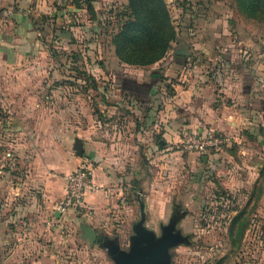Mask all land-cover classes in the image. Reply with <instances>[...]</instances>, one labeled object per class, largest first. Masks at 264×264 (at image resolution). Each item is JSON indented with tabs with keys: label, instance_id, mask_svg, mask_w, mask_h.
<instances>
[{
	"label": "rangeland",
	"instance_id": "1",
	"mask_svg": "<svg viewBox=\"0 0 264 264\" xmlns=\"http://www.w3.org/2000/svg\"><path fill=\"white\" fill-rule=\"evenodd\" d=\"M164 2L176 31L166 56H172L177 40L183 38L193 59L199 52L194 49L198 40L214 43V32L222 34L227 25L233 32L228 41L237 43L241 36L251 44L244 50L248 69L254 72L257 65L264 66V20L246 18L233 8L232 0ZM127 3L90 0L93 12L75 9L71 2L57 3L62 22L56 24V17L39 18L48 56L25 64L23 75L20 69L12 72L13 84H0V264H112L105 250L97 243L89 245L80 231L82 223L94 225V215L84 217L72 210L56 222L54 200L44 193L41 178L50 176L56 184L67 172L92 167L87 159L79 165L72 161L85 155L82 133L95 137L102 132L109 137L116 131L127 137L131 133L134 125L125 124L123 115L98 111L101 93L111 91V84L96 79L97 68L109 77L116 67L110 60L117 58L111 40ZM61 8L75 10L66 14L65 23ZM230 9L237 13L233 10L236 14L231 16ZM58 31L71 37L62 38ZM60 38L66 41L62 44ZM225 39L218 43L225 44ZM222 45L217 51L231 52ZM238 50L232 51L234 56L240 54ZM108 102L112 99L104 100L105 105ZM81 124L85 127L80 129ZM259 131V138L245 135L235 140L227 135L230 143L211 153L205 164L200 158L189 162L187 156L179 157L175 144L160 147L156 137L154 153L168 149L166 169L133 177L137 186L126 182V204H121V211H106L115 223L98 227V235L119 240L127 250L143 207L144 225L156 237L171 218H179L175 230L183 239L169 249L170 264H264V176L260 174L264 127ZM76 140L81 155L73 146ZM143 148L135 146L139 153ZM138 165L143 167L141 160ZM146 177V185H141ZM116 230L124 231L123 238L114 237Z\"/></svg>",
	"mask_w": 264,
	"mask_h": 264
},
{
	"label": "crops",
	"instance_id": "2",
	"mask_svg": "<svg viewBox=\"0 0 264 264\" xmlns=\"http://www.w3.org/2000/svg\"><path fill=\"white\" fill-rule=\"evenodd\" d=\"M58 1L0 0V84H13L16 80L12 72L20 69L23 75L22 68L25 64L48 56L42 38L44 26H40L39 18L56 17V24L62 22L59 19L61 13L56 8ZM232 3L234 8L233 0ZM61 9L65 23L68 21L66 14L74 11ZM67 9L72 8L68 6ZM233 10L230 9L231 16L237 13ZM83 31L88 32L87 28H83ZM196 33L201 36L199 32ZM208 34L211 35L209 32ZM214 34V43L198 40L194 49L197 51L199 48V52L193 59L188 56L184 39L179 38V46L172 56H166L154 65L135 67L126 65L113 56L110 60L116 67L109 73V77L97 68L96 79L107 80L111 84V91L101 93L102 101L98 104V111L123 115L124 123L129 127L134 126L128 137L125 133L121 135L120 131H116L113 137L106 136L104 132L97 137L83 133L78 137L82 141L85 155L82 158L73 157L74 165L89 160L94 181L105 188L104 192H94L85 199L94 215V225H88L96 231L98 227H111L115 223L105 213L111 209L113 212L123 209L121 204H126L123 195L126 182L137 186L136 182H131L133 177L142 175L145 171L157 174L166 169L168 155L164 152L168 149L155 154L152 144L156 137L159 145V142L178 143L184 129H212L230 135L235 140L244 139L245 135L261 136L259 130L264 127V66L257 65L254 72L248 69L244 50L251 44L241 36L237 43H233V39L228 41L230 39L227 35L233 32L227 25L222 34ZM221 35L227 41L221 44L225 48H231L230 53L217 51L221 45L218 42L224 39ZM237 48L240 54L234 56L232 51ZM212 52L216 56H212ZM105 99H112V102L105 105ZM95 123L99 125V121ZM77 126L80 129L85 127L82 124ZM135 146L138 149L144 146L143 152H136ZM68 155L73 154L70 152ZM187 157L189 162L198 158L195 155ZM203 157L200 158L202 164L210 161V156H206V162ZM140 160L143 167L138 165ZM71 172H67L65 176ZM65 176L56 184L50 176L41 178L44 193L54 201L65 193ZM146 183L147 177L141 185ZM138 190L142 192L141 187ZM123 235L124 231L114 232V237L123 238Z\"/></svg>",
	"mask_w": 264,
	"mask_h": 264
},
{
	"label": "trees",
	"instance_id": "3",
	"mask_svg": "<svg viewBox=\"0 0 264 264\" xmlns=\"http://www.w3.org/2000/svg\"><path fill=\"white\" fill-rule=\"evenodd\" d=\"M70 1L75 9L86 8V11L93 12L90 0ZM233 2L238 13L246 18L264 20V0ZM58 32L62 33V38L70 36L69 32ZM175 38L176 31L164 0H128L120 14L119 29L111 42L120 62L145 67L162 60ZM63 40L66 41L65 38ZM260 174L264 176V166Z\"/></svg>",
	"mask_w": 264,
	"mask_h": 264
},
{
	"label": "built area",
	"instance_id": "4",
	"mask_svg": "<svg viewBox=\"0 0 264 264\" xmlns=\"http://www.w3.org/2000/svg\"><path fill=\"white\" fill-rule=\"evenodd\" d=\"M58 4L62 6V0H59ZM229 143L228 136L219 131L184 129L181 131L178 143L175 144V152L179 157L195 155L201 158L221 150ZM98 191L104 192L105 188L96 184L90 166L78 168L67 174L65 176V193L61 198L56 199L52 205L54 220L59 222L63 216L72 210L85 217H91L93 210L86 204L85 199L88 195ZM55 214H59V217H56Z\"/></svg>",
	"mask_w": 264,
	"mask_h": 264
},
{
	"label": "water",
	"instance_id": "5",
	"mask_svg": "<svg viewBox=\"0 0 264 264\" xmlns=\"http://www.w3.org/2000/svg\"><path fill=\"white\" fill-rule=\"evenodd\" d=\"M159 145L163 146L164 142H159ZM74 148L79 155L82 154L78 140H76ZM206 160V156L203 157V161L206 162ZM55 216L59 217V214H55ZM178 221L179 218H171L168 224L161 227L160 236L156 237L151 230L145 227V217L143 207H141V217L132 228L133 235L128 238L127 250H124V246L117 240L108 241L107 238L98 235V232L86 223L80 225V231L89 245L102 243L100 247L111 258L112 264H170L169 249L183 239L180 233L175 230Z\"/></svg>",
	"mask_w": 264,
	"mask_h": 264
},
{
	"label": "flooded vegetation",
	"instance_id": "6",
	"mask_svg": "<svg viewBox=\"0 0 264 264\" xmlns=\"http://www.w3.org/2000/svg\"><path fill=\"white\" fill-rule=\"evenodd\" d=\"M175 213H177V212H175ZM108 239V238H107ZM109 241V240H108ZM118 243H120L121 245H122V243L118 240ZM102 243H97V245L99 246V245H101ZM123 246V245H122Z\"/></svg>",
	"mask_w": 264,
	"mask_h": 264
}]
</instances>
